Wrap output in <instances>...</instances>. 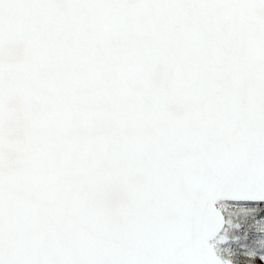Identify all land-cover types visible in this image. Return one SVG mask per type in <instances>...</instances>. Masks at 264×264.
<instances>
[{
  "label": "snow or ice",
  "instance_id": "1",
  "mask_svg": "<svg viewBox=\"0 0 264 264\" xmlns=\"http://www.w3.org/2000/svg\"><path fill=\"white\" fill-rule=\"evenodd\" d=\"M0 264H264V0H0Z\"/></svg>",
  "mask_w": 264,
  "mask_h": 264
}]
</instances>
